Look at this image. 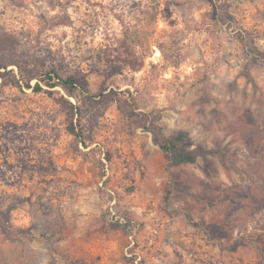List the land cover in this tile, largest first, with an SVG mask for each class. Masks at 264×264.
<instances>
[{
	"label": "rangeland",
	"instance_id": "obj_1",
	"mask_svg": "<svg viewBox=\"0 0 264 264\" xmlns=\"http://www.w3.org/2000/svg\"><path fill=\"white\" fill-rule=\"evenodd\" d=\"M0 63L97 96L70 98L85 148L0 79V264H264V0H0ZM112 91L217 153L172 166Z\"/></svg>",
	"mask_w": 264,
	"mask_h": 264
},
{
	"label": "trees",
	"instance_id": "obj_2",
	"mask_svg": "<svg viewBox=\"0 0 264 264\" xmlns=\"http://www.w3.org/2000/svg\"><path fill=\"white\" fill-rule=\"evenodd\" d=\"M116 59L119 63L135 70L141 67L135 53L127 43L122 45ZM8 66L0 63V79L3 81L8 80L14 87L32 89L36 93L44 92L55 98L67 114V131L75 136L85 148H88L89 144L86 136L78 127V123L75 122L76 118L78 121L80 120L82 111L70 98H77L78 92L85 94L86 99L91 101H95L97 96L90 94L86 86L76 78L73 76H63L56 68H52L39 76H31V72L23 66L17 65L18 74L14 70H8ZM2 69L5 71L2 72ZM34 79H37V82L33 85L32 81ZM58 87L63 90L64 94L57 90ZM99 97L115 100L119 111L126 118L138 128H142L146 132H151L155 145L170 158L171 165L174 167L196 164L200 157H207L217 153L214 150L189 148V136L187 133L180 132L178 134L167 135L164 129L157 125L150 113L137 111L135 104L124 92L112 91L109 94H100ZM10 210L11 205L8 206L5 212L0 204V222L4 226L7 224L6 216L10 213ZM9 227H11L10 224Z\"/></svg>",
	"mask_w": 264,
	"mask_h": 264
}]
</instances>
